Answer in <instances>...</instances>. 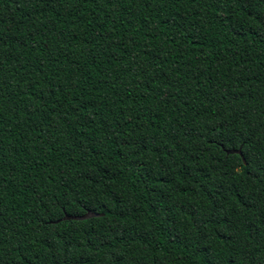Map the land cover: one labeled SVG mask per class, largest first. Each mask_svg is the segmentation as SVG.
<instances>
[{"label": "trees", "instance_id": "trees-1", "mask_svg": "<svg viewBox=\"0 0 264 264\" xmlns=\"http://www.w3.org/2000/svg\"><path fill=\"white\" fill-rule=\"evenodd\" d=\"M0 264H264V0H0Z\"/></svg>", "mask_w": 264, "mask_h": 264}, {"label": "water", "instance_id": "water-1", "mask_svg": "<svg viewBox=\"0 0 264 264\" xmlns=\"http://www.w3.org/2000/svg\"><path fill=\"white\" fill-rule=\"evenodd\" d=\"M228 153H237L240 156H242L241 150L240 149H231V150H227ZM99 214H96L94 212L91 211H86L84 214L82 215H67L65 214L62 219H77V220H83L92 216H97Z\"/></svg>", "mask_w": 264, "mask_h": 264}]
</instances>
